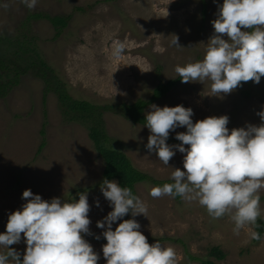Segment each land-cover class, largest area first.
I'll return each instance as SVG.
<instances>
[{"label":"rangeland","instance_id":"1","mask_svg":"<svg viewBox=\"0 0 264 264\" xmlns=\"http://www.w3.org/2000/svg\"><path fill=\"white\" fill-rule=\"evenodd\" d=\"M204 1L203 5L202 0H38L29 10L21 0H0V43L7 35L23 34L22 22L32 12L70 15L68 26L57 39L49 21L30 23L28 34L35 37L38 52L73 98L98 106L131 103L149 99L158 83L178 77L177 65L203 58L206 43L214 34L212 21L218 5L223 3ZM174 34L183 47L170 44ZM115 40L122 41L126 48L119 60L111 56ZM45 85L44 79L28 72L6 97L0 98V232L6 229L8 214L25 202V189L46 200H78L80 193H87L92 235H85V239L99 254L98 264H106L102 253L106 239L103 229L97 227V221L112 210L100 187L104 180L103 159L89 137L90 123L69 120L56 93L46 92ZM153 104L191 107L193 122L226 114L229 130L259 125L257 113L264 110V76L259 83L242 82L222 98L210 94L209 81H179L164 97L148 105L145 114ZM102 120L112 147L123 151L138 170L151 178L171 179L174 168L184 170V153L178 149L169 165L147 150L150 130L145 125L109 110L103 112ZM183 131L186 127L170 131L166 142L181 143L176 133ZM153 186L150 181L136 184L137 196L146 203L148 213L147 217L139 214L134 218L142 233L152 238L150 244L159 241L176 250L177 264H200L187 253L209 257L217 264H264V235L254 243L250 237L254 225H246L237 235L230 215L213 219L197 201L153 198L149 194ZM260 196L259 218L264 219V190ZM132 218L128 213L122 220ZM122 220L114 223L113 229ZM97 235L100 239L95 238ZM215 246L225 253L224 259L208 255ZM10 247L23 259L27 247L23 234L21 242Z\"/></svg>","mask_w":264,"mask_h":264},{"label":"clouds","instance_id":"2","mask_svg":"<svg viewBox=\"0 0 264 264\" xmlns=\"http://www.w3.org/2000/svg\"><path fill=\"white\" fill-rule=\"evenodd\" d=\"M37 2L21 0L29 10ZM212 24L214 34L206 43L203 58L175 67L181 82L209 81L210 94L220 98L242 82L259 83L264 76V0H223ZM170 44L183 47L175 34ZM125 50V44L115 40L111 56L119 60ZM257 114L259 125L229 130L226 114L193 122L191 107L151 105L145 116L150 130L147 150L169 165L178 149L184 153V170L174 168L173 182L153 186L149 194L197 201L213 219L230 215L237 235L246 225L256 224L262 213L260 192L264 190V110ZM178 127H186V131L176 133L181 143L168 144L170 131ZM100 187L112 207L97 221L106 239L102 246L106 264H177L173 247L159 241L150 244L140 230L134 217H147L146 203L116 180L105 178ZM22 199L25 202L8 214L6 229L0 232V249H5L0 251V264H98L99 254L85 239V235H92L87 193H80L78 200H46L25 189ZM96 205L99 207L98 200ZM128 213L133 218L122 220ZM22 234L27 245L23 259L10 247L21 242ZM250 237L261 239L255 231ZM95 238L100 239V235Z\"/></svg>","mask_w":264,"mask_h":264},{"label":"trees","instance_id":"3","mask_svg":"<svg viewBox=\"0 0 264 264\" xmlns=\"http://www.w3.org/2000/svg\"><path fill=\"white\" fill-rule=\"evenodd\" d=\"M203 5L205 1L202 0ZM205 13V9H203ZM70 15L51 16L46 13L32 12L22 22L24 33L15 36H5L0 43V98L7 96L14 86L19 84L20 77L28 72L41 77L45 81V91H54L62 103L63 112L69 120L89 122V137L101 155L104 162L103 179L116 180L122 187H130L137 195L136 184L150 181L155 186H162L165 183L173 182L172 179H154L148 174L138 170L129 157L121 150L112 147L111 139L104 130L102 114L104 111H111L120 114L133 123L145 125V108L153 101L164 97L177 82L179 77L160 82L153 89L149 99H138L134 102L120 103L116 105L98 106L86 100L73 98L67 90V85L58 78L55 70L44 60L36 48L35 37L28 34L29 25L33 20L45 19L51 23L55 30L54 39L60 37L63 30L68 26ZM44 135V129L41 130ZM45 144L43 139L41 147ZM177 199L180 197L177 196ZM255 232H258L261 239L264 235V219L258 218L254 224ZM148 242L152 238H147ZM254 240V243L259 242ZM208 255L216 260L225 258V253L220 247L215 246L209 249ZM187 256L200 264H217L209 257H194L187 253Z\"/></svg>","mask_w":264,"mask_h":264}]
</instances>
